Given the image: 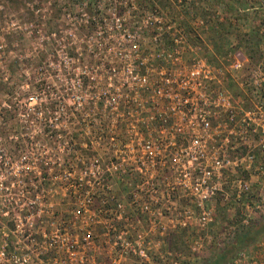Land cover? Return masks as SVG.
Instances as JSON below:
<instances>
[{"label":"built area","instance_id":"built-area-1","mask_svg":"<svg viewBox=\"0 0 264 264\" xmlns=\"http://www.w3.org/2000/svg\"><path fill=\"white\" fill-rule=\"evenodd\" d=\"M106 1L103 15L85 19L86 30L90 24L93 28L85 41L105 39L107 56L81 64L91 73L98 70L102 79L91 74L77 80L91 105L84 111L92 117L84 125L91 133L72 144L70 161L78 174L68 173L75 196L71 225L77 221L80 236L68 237L62 226L48 222L49 231L35 240L30 229L44 228V221L33 224V208H25L27 229L19 239L11 230L0 232V264H33V259L39 264H128L132 255L138 264L147 263L154 256L147 246L154 251L163 232L131 237L124 231L123 208L169 216L168 225L161 226L167 233L197 229L199 234L187 240L191 252L213 242L205 230L214 223L215 208H243L240 231L264 216V64H250L235 45L215 55L202 42L189 44L190 35H203L205 24L185 8L188 0H165L164 7L159 0H141L149 8L141 1ZM252 2L264 13V0H240ZM97 9L92 12L98 16ZM182 12L189 33L176 22ZM113 190H120L124 200ZM174 208L180 209L173 213ZM35 209L37 217L44 213ZM0 218V228L19 226L15 214L0 210ZM95 227H101L103 240L94 239ZM231 230V236L240 232ZM102 244L104 259L95 252ZM33 245L40 249L35 255ZM130 245L136 252H128ZM174 258L170 264H177ZM224 264H264V238L237 250Z\"/></svg>","mask_w":264,"mask_h":264},{"label":"rangeland","instance_id":"rangeland-1","mask_svg":"<svg viewBox=\"0 0 264 264\" xmlns=\"http://www.w3.org/2000/svg\"><path fill=\"white\" fill-rule=\"evenodd\" d=\"M82 1L84 5L80 4ZM90 1L0 0V210L15 214L17 218L14 220L19 225L0 228V232L8 234L11 230L16 239L27 229L24 227L25 208H33V224L44 221V228L33 226L30 229L35 240H41V232L49 231L45 225L48 222L62 226L68 237L80 231L77 221L71 225L75 221L72 199L64 188L73 184L70 176L78 174L74 164L69 163L72 144L82 142L91 133L84 127L92 119L90 113L84 111L91 105L82 96L77 80L91 74L93 78L102 79L98 70L91 73L89 66L82 67L81 64L107 56L103 49L105 39L98 42L97 37H92L85 41L89 33L85 19L91 20V15L98 19L105 13L107 2L94 3L88 8ZM132 1L136 5L141 0ZM140 4L145 5L144 8L150 7L147 2L141 1ZM166 4L165 0L158 2L161 7ZM228 4L225 0H188L185 8L190 9L192 17L203 20L206 34L214 28L231 30L225 35L211 34L204 39L190 35L188 43L199 46L204 43L210 46L211 53L221 55L229 45H235L250 64H264V13L253 2ZM94 6L99 7L100 15L92 12ZM117 9H121L120 6ZM182 14V17L176 16V22L189 33L188 20L184 19L186 14ZM97 26L103 28L100 23ZM118 42L124 41L120 38ZM96 47H101V51L94 52ZM203 51L206 56H211L205 49ZM44 170L48 173L45 176L48 181L44 178ZM112 193L123 199L120 190ZM35 208H44V213L37 217ZM179 209L174 208L172 212L177 213ZM188 209L195 213L194 208ZM227 209L226 212L225 208H215L214 223L205 230L213 242L209 245L202 243L197 252H191L192 245L187 242L189 237L199 234L195 228L167 233L161 230V226L168 225L169 216L161 212L158 216L151 210L148 215L123 208L121 216L124 231L131 237L136 232L148 237L163 232L154 251L151 245L147 246L150 248L147 252H153L154 256H149V261L144 264H170L173 257L178 259L177 264H203L234 238L231 229L240 231L237 224L243 208ZM152 221L154 224L150 225ZM0 222H3L1 218ZM100 229L91 230L94 239L103 240ZM1 238L5 239L4 236ZM36 247L32 246L33 255L40 252ZM131 248L135 249V246L130 245L128 252ZM95 252L104 259L105 244L99 245ZM33 264L39 263L33 259ZM128 264H138L137 257L129 256Z\"/></svg>","mask_w":264,"mask_h":264},{"label":"trees","instance_id":"trees-1","mask_svg":"<svg viewBox=\"0 0 264 264\" xmlns=\"http://www.w3.org/2000/svg\"><path fill=\"white\" fill-rule=\"evenodd\" d=\"M90 6L91 5L89 4L88 8H90ZM88 30L89 33L87 34V36H89L93 31L91 24L88 26ZM74 140H76V135H74ZM69 163L72 164V161H70ZM71 164L69 165L71 166ZM56 173H58V170H56ZM46 175H48V173L46 170H44V178L48 181V179L45 177ZM64 188L67 191V195H69L72 199L71 208H74L73 206L75 204V200H74L75 196L73 194V184L64 186ZM263 235H264V216H262V218L259 221H257L255 224L238 232L230 242L226 243L221 249H219L217 252L212 254V256L208 260L206 259L203 264H224L232 257L231 255H233L236 250L254 244Z\"/></svg>","mask_w":264,"mask_h":264},{"label":"crops","instance_id":"crops-1","mask_svg":"<svg viewBox=\"0 0 264 264\" xmlns=\"http://www.w3.org/2000/svg\"><path fill=\"white\" fill-rule=\"evenodd\" d=\"M204 1V0H203ZM225 2H229V4L228 5H232V3L233 4H235V5H240L241 3H240V1L239 0H231V2L229 1V0H225ZM228 7H230V6H228ZM225 8V7H224ZM234 8H235V6H234ZM224 16L226 15V14H223ZM220 20V19H219ZM210 33H203V35H202V38L204 39V37L205 36H207V35H216V34H219V35H225L226 33H228V32H231V30H228V31H226V30H224V29H220V28H214V29H210V31H209ZM262 31H259V33H261ZM203 41V40H202ZM218 54V53H217ZM217 54H215V55H217ZM211 60L212 61H214V59L212 58V56H211Z\"/></svg>","mask_w":264,"mask_h":264}]
</instances>
